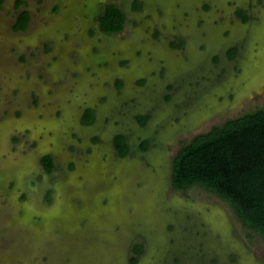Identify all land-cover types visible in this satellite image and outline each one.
I'll return each mask as SVG.
<instances>
[{"label": "rangeland", "instance_id": "1", "mask_svg": "<svg viewBox=\"0 0 264 264\" xmlns=\"http://www.w3.org/2000/svg\"><path fill=\"white\" fill-rule=\"evenodd\" d=\"M262 107L264 0H2L0 264H264L224 199L171 183L183 144Z\"/></svg>", "mask_w": 264, "mask_h": 264}, {"label": "trees", "instance_id": "2", "mask_svg": "<svg viewBox=\"0 0 264 264\" xmlns=\"http://www.w3.org/2000/svg\"><path fill=\"white\" fill-rule=\"evenodd\" d=\"M239 12L243 19L247 18L242 9ZM125 18L120 6L106 3L98 15L99 27L107 33L118 32L123 28ZM29 20V11L21 10L14 28H26ZM235 52L233 48L229 55L233 56ZM145 119L140 116L142 122ZM84 120H93L92 110L86 111ZM113 141L119 155L130 151L124 134H116ZM148 145L149 141L144 139L140 147L146 149ZM42 164L48 173L55 168L50 154L43 156ZM171 183L175 189L185 190L198 185L215 193L228 203L244 227L264 235V107L227 118L223 123L195 134L172 158ZM48 192L46 199H50ZM140 249L139 244L133 246L135 253Z\"/></svg>", "mask_w": 264, "mask_h": 264}, {"label": "clouds", "instance_id": "3", "mask_svg": "<svg viewBox=\"0 0 264 264\" xmlns=\"http://www.w3.org/2000/svg\"><path fill=\"white\" fill-rule=\"evenodd\" d=\"M45 191H47V186L45 187ZM62 191H63V184L62 183H58L57 186H56V192L60 193ZM41 200H43V192H42ZM53 200H55V194H53Z\"/></svg>", "mask_w": 264, "mask_h": 264}]
</instances>
